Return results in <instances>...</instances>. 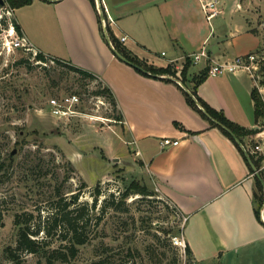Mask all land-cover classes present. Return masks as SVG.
<instances>
[{
    "label": "crops",
    "instance_id": "crops-1",
    "mask_svg": "<svg viewBox=\"0 0 264 264\" xmlns=\"http://www.w3.org/2000/svg\"><path fill=\"white\" fill-rule=\"evenodd\" d=\"M205 1L99 0L97 6L95 0L94 7L90 0H33L13 13L21 34L38 51L93 73L111 89L122 117L115 132L123 144L135 145L129 152L137 172H144L142 177L184 215L183 238L194 259L264 264L255 175L235 143L189 106L181 89L190 91L193 78L209 65L251 53L261 39L250 29L248 1L218 0L219 13L211 19L203 10ZM16 9L27 12L17 16ZM101 14L121 45L149 64L179 72L202 48L207 57L197 69L191 63L185 83L142 75L113 53ZM253 87L252 75L238 69L207 74L196 90L211 107L251 129ZM166 136L178 144L163 146ZM263 165L264 155V174Z\"/></svg>",
    "mask_w": 264,
    "mask_h": 264
},
{
    "label": "rangeland",
    "instance_id": "rangeland-1",
    "mask_svg": "<svg viewBox=\"0 0 264 264\" xmlns=\"http://www.w3.org/2000/svg\"><path fill=\"white\" fill-rule=\"evenodd\" d=\"M245 1L250 29L261 39L251 52L257 67L249 73L263 104L251 128L254 132L243 136V145L251 152L257 143L264 147V0ZM12 10L6 1L0 6V264H93L99 259L103 264H197L183 246L184 215L142 177L144 172H137L140 168L129 152L135 145L123 144L115 132L118 110L97 94L100 80L51 57L41 61L31 52L4 46L5 28L14 20ZM23 12L27 10L16 9L15 14ZM70 93L80 97L77 114L52 115L48 98ZM133 180L154 194L131 193L122 201L119 193ZM96 187L100 192L97 207L89 211L90 238L78 246L76 257L48 262L49 247L64 242L40 233L50 245L46 250L17 251L18 259H12L9 249L16 245L17 213L45 220L59 197L64 202L78 194L81 204H92ZM113 199L118 210L110 204ZM256 207L264 222V204L256 200ZM175 238L181 241L176 243Z\"/></svg>",
    "mask_w": 264,
    "mask_h": 264
},
{
    "label": "trees",
    "instance_id": "trees-1",
    "mask_svg": "<svg viewBox=\"0 0 264 264\" xmlns=\"http://www.w3.org/2000/svg\"><path fill=\"white\" fill-rule=\"evenodd\" d=\"M5 1L11 7V9H15L30 4L33 0H5ZM90 1L92 5L95 7L96 6L95 0H90ZM11 20L15 25L17 31L21 33V28L17 23L16 19L14 18V20L13 19ZM99 22L102 26V20L100 16H99ZM105 28L107 30V33L109 35V38L113 46L126 58H128L132 62H135L143 66L147 70L146 72H143L132 66L137 72L148 77H155V78L163 77L162 79H168L165 76H172L174 78L179 79L183 83L186 82L187 72L191 65L190 58H186V61L179 72L173 69L172 66L170 65L164 67L154 66L152 64H149L147 61L140 59L139 57H137V55L132 54L126 47L121 45L119 40L112 34L111 30L108 27V24H106ZM35 56L37 60H41V61H46L47 58L49 57L40 51H38ZM52 59L58 63L63 62L60 59H56V58H52ZM67 64H69V68L84 75L85 77H88L90 79L92 78L97 79V77L93 73L85 69H82L80 67H77L75 65H72L70 63ZM207 70L208 68H206L200 75H197L193 78V86L190 89V93H188L183 88H181L185 95L186 102L194 110L199 112L203 118L207 119L211 126L218 127L223 132V134H225L227 137H229V139H231L235 143V145L243 155V158L245 159L246 163L249 165L250 171L254 173V170L250 166L246 156L244 155L243 150L236 143L231 133L226 128H224V126L229 128L240 139L242 143H244L243 136L253 133L254 130L246 129L240 126L239 124L231 121L225 116V114L222 111H219L211 107L206 101H204L197 94L196 88L206 78ZM154 74L155 76H153ZM102 85L100 84L97 94H101L105 96L111 102L112 106L115 109H117V103L111 89L105 85L103 86ZM251 94L255 103V121H256L257 117L261 114L260 105L263 104V101L258 96L257 89L253 88ZM114 118L115 120H121L122 117L118 112V114ZM248 153L251 159L253 160L256 168L259 169V172L264 179V174L260 170V165L263 159V155L256 157L252 152L248 151ZM255 180H256V189L254 191V197L257 201H261V203H263L264 186L262 185L261 181L256 175H255ZM96 188H97L96 192L92 194L93 196L92 204H89L88 202H84L81 204L78 198V194H73L70 199H67L64 202H63L64 199L62 197H59V199L55 202L57 205L52 207L48 215L45 216V220L40 219L38 221H34L33 220L34 217L32 213H30L25 218H23L21 214L17 213L14 219L15 224L18 225L16 245L14 248L10 247L9 249L10 256L12 257V259L15 260L18 259L17 257L18 255H16L17 251L37 253L39 251L46 250L45 247H48L50 245L46 241L45 237L54 236V235H56V238L57 240H59V242H64V243H60V245L55 246L53 248L49 247L51 249H48L50 252L49 254H47L48 262L52 263L57 260L60 262H65L68 256H71L72 258L76 257L78 252V246L85 244L90 238L88 235L87 225L89 224L91 219L89 211L95 209L98 204L99 198L97 194H99L100 188L99 187ZM131 193L141 194L143 196H151L154 194L146 184H140L136 180L131 181L129 186L123 192L119 193L120 194L119 197L121 198L122 201H125V199ZM114 202L115 201L113 199V202H111L110 204L111 206H113L115 210H118L119 207L115 205ZM255 212L257 217L261 221V217L257 208ZM40 216L41 215H39V217ZM40 233L43 235L45 234V237L40 238L39 236ZM185 253L191 260H194L195 262H197V264H200V262L194 259L191 248L187 242L185 244ZM93 264H103V259H99L93 262ZM212 264H220V263L216 261Z\"/></svg>",
    "mask_w": 264,
    "mask_h": 264
},
{
    "label": "built area",
    "instance_id": "built-area-1",
    "mask_svg": "<svg viewBox=\"0 0 264 264\" xmlns=\"http://www.w3.org/2000/svg\"><path fill=\"white\" fill-rule=\"evenodd\" d=\"M99 0H96L97 6ZM218 0H208L203 2L202 7L206 14L207 19L213 18L215 15L219 13V9L217 7ZM10 11V10H9ZM13 11V10H12ZM102 24L106 27V20L102 15ZM262 25H264V15L262 18ZM121 41L126 40V36L120 37ZM4 46L12 49H22L26 52H31L33 54H37L38 50L33 46V44L28 40L26 36L19 33L13 24L12 20H10L8 26L5 28L4 32ZM165 54V52H162ZM202 57H207V52L205 48H202L198 52H195L191 55L190 60L191 63L197 64ZM257 67L256 64V56L253 53H247L244 55H237L232 61L225 62H215L208 66L207 74L215 76L220 73H224L227 71L234 72L238 69H243L248 72L251 69H255ZM80 102V97L76 93L65 94L60 97H50L48 98L47 105L49 107L50 113L58 118H70L71 116L77 114L76 106ZM177 139H172L171 137H163L161 139V144L163 146L168 145H177ZM252 153H259L260 155H264V147L262 144L257 143L252 149ZM264 166V165H263ZM181 240L179 238H175V242L179 243ZM183 246L185 247V240L183 239Z\"/></svg>",
    "mask_w": 264,
    "mask_h": 264
},
{
    "label": "water",
    "instance_id": "water-1",
    "mask_svg": "<svg viewBox=\"0 0 264 264\" xmlns=\"http://www.w3.org/2000/svg\"><path fill=\"white\" fill-rule=\"evenodd\" d=\"M2 4H5V0H0V5H2ZM102 15V14H101ZM106 38H107V40L109 41V43H111V41H110V38H109V35H108V33L106 32ZM111 47H112V51H113V53L119 58V59H121L122 61H124L125 63H127V64H129V65H131V66H133V67H135V68H137V69H139V70H141V71H143V72H146L147 70L143 67V66H141V65H139V64H137V63H135V62H132L131 60H129L128 58H126L123 54H121L113 45H112V43H111ZM153 76H155V74L153 75ZM188 91V93H190V91L189 90H187ZM224 128H226L230 133H231V135L233 136V138H234V140L236 141V143L241 147V149L243 150V152H244V155L246 156V158H247V160H248V162H249V164H250V166L253 168V170H254V174L259 178V180L261 181V183H262V185L264 186V179H263V177L261 176V174H260V172H259V169H257L256 168V166H255V164H254V162H253V160L251 159V157H250V155H249V153H248V150L245 148V146L243 145V143L240 141V139L229 129V128H227V127H225L224 126Z\"/></svg>",
    "mask_w": 264,
    "mask_h": 264
}]
</instances>
